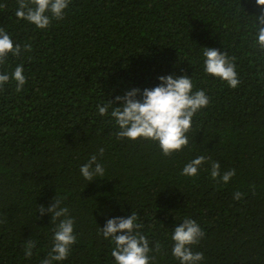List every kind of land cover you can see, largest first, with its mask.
I'll use <instances>...</instances> for the list:
<instances>
[{
	"label": "trees",
	"instance_id": "trees-1",
	"mask_svg": "<svg viewBox=\"0 0 264 264\" xmlns=\"http://www.w3.org/2000/svg\"><path fill=\"white\" fill-rule=\"evenodd\" d=\"M0 5V27L32 46L0 65L11 74L22 64L27 81L20 92L14 80L0 90V264L46 258L55 224L38 208L56 196L77 236L57 264H115L100 228L132 212L150 248L161 244L153 264H180L171 236L185 217L205 233L193 247L204 254L200 264H264V55L247 31L264 11L255 0H71L45 30L15 16L17 0ZM205 47L236 57L237 88L204 72ZM167 75L191 77L194 91L210 97L189 145L171 157L158 143L117 139L111 108L101 116L97 107ZM93 154L105 175L88 182L79 169ZM200 155L236 175L214 181L210 162L195 177L181 175ZM237 191L245 194L239 201ZM28 240L36 242L31 258Z\"/></svg>",
	"mask_w": 264,
	"mask_h": 264
},
{
	"label": "clouds",
	"instance_id": "clouds-1",
	"mask_svg": "<svg viewBox=\"0 0 264 264\" xmlns=\"http://www.w3.org/2000/svg\"><path fill=\"white\" fill-rule=\"evenodd\" d=\"M256 5L264 9V0H255ZM71 0H17L18 7L15 16L19 20L27 21L36 28L45 30L50 27L53 20H63L65 10ZM5 5H0L4 7ZM254 20L247 26L250 35H254L252 47L264 55V11L260 15L253 16ZM22 51L31 52V44L21 46L16 43L11 35L0 27V65L6 62L9 55L19 57ZM203 69L206 74L217 78L235 89L240 83L237 71L236 57L229 56L227 52H221L216 48H203ZM160 84L154 88H145L127 91L123 96L115 97V101L98 105L101 116L109 115L118 126L115 133L117 139L149 140L158 143L165 157H171L174 153L182 151L190 143L188 133L192 129L193 118L210 103V97L205 90H195L191 77L182 75L160 76ZM10 80L16 82V91L20 92L26 84L23 65L15 67L11 74L0 73V90ZM140 97V98H138ZM119 103L120 106H115ZM104 148L98 150L100 158L103 157ZM97 154H93L87 162L81 165L79 171L88 182L102 178L105 168L99 162ZM210 162V176L214 181L227 184L235 175V169L221 172V165L210 157L200 155L188 162L182 169L181 175L195 177L201 167ZM244 193L237 191L233 194L234 200H241ZM62 201L57 196L53 203L45 208L40 205L38 211L41 216L46 212L51 214V222L55 224L52 236L51 250L41 264H57L68 259L72 246L77 242L74 230V218L70 216L69 209L61 206ZM139 214L132 212L128 217H115L108 219L100 234L105 240L111 239L114 247L111 256L115 264H153L152 252L159 253L162 248L156 242L150 248V241L140 231L143 223L139 221ZM205 233L196 220L185 217L181 224L172 232V255L180 264H200L204 260L202 252L193 251ZM36 242L28 240L24 248L26 258H31Z\"/></svg>",
	"mask_w": 264,
	"mask_h": 264
}]
</instances>
